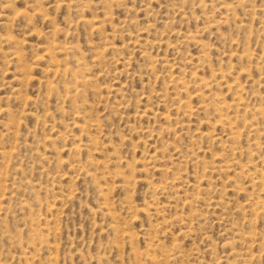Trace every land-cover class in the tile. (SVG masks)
<instances>
[{
  "label": "rangeland",
  "instance_id": "rangeland-1",
  "mask_svg": "<svg viewBox=\"0 0 264 264\" xmlns=\"http://www.w3.org/2000/svg\"><path fill=\"white\" fill-rule=\"evenodd\" d=\"M0 264H264V0H0Z\"/></svg>",
  "mask_w": 264,
  "mask_h": 264
}]
</instances>
